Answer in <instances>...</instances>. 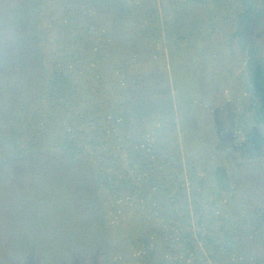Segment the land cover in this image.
Returning a JSON list of instances; mask_svg holds the SVG:
<instances>
[{
    "label": "trees",
    "instance_id": "1",
    "mask_svg": "<svg viewBox=\"0 0 264 264\" xmlns=\"http://www.w3.org/2000/svg\"><path fill=\"white\" fill-rule=\"evenodd\" d=\"M60 1L76 11L81 8L80 14L90 17L98 32L97 43L90 47L92 54L112 53L119 58L123 71L131 66L135 68L134 57L139 47L163 39L157 0H148L147 11H141L143 6L135 4L138 0ZM240 1L244 11L235 34L244 41V47L249 48L248 70L255 120L264 126V60L256 55L259 47L248 42L250 29L247 26L261 18L263 8L259 9L258 4L264 0ZM47 10L48 0H0V114L4 111L0 115V150L6 160L29 161L25 179L18 180L17 190L8 189V197L1 201L5 214L0 222L7 228L9 259L0 264H87L88 255L103 247L101 226L105 247L110 251L111 228L121 224L139 227L134 241L137 264H148V257L162 246L164 251L158 254L161 264H191L198 252L201 253L196 238L202 235L194 231L186 187L184 199H179L183 187L177 182L182 167L181 164L175 166L168 157L155 154L152 143L161 128L160 124L150 121L152 113L165 117L170 114V108L164 109L150 96L138 94L131 95L126 102L129 107L126 121L117 112L103 109L101 115L100 103L95 104L100 111H94L93 107L85 113L76 111L77 104L88 100L86 90L92 91L93 87L84 90L75 83L70 64L48 66L46 50L51 39L50 29L44 24ZM67 19L62 24L72 20L71 25L77 23L75 17ZM90 67L89 71H93L96 65L91 63ZM95 77L99 80L98 75ZM127 80L119 79L117 85L123 88L127 82L129 90H133V81ZM6 82L12 83L14 89L9 97L2 87ZM61 109L64 110L62 116ZM100 115L103 135L97 133ZM132 117L141 130L125 141L128 143L124 147L127 163L120 162L116 170L108 171L103 164L113 148L110 140L120 141L115 130L121 124L131 126L129 135L133 133ZM76 119L80 120L76 123ZM55 120L61 121L58 127ZM79 123L91 128L86 143L77 131ZM51 128L56 130V136L48 143ZM84 149L93 153L88 155L89 160ZM175 153L171 160L180 158L179 153ZM45 154L49 156L37 160ZM120 168H124L122 175ZM69 185L72 188L68 189ZM99 196L103 202L102 215L98 211L101 226L89 210L93 199ZM22 204L28 205L25 211L19 210ZM34 204H38L37 207ZM41 207L46 210H40ZM176 208L182 211V216H178ZM51 213L54 216L51 217ZM53 217L67 224L73 217L84 220L90 217L91 235L85 239V235L48 228ZM127 236L133 237L130 233Z\"/></svg>",
    "mask_w": 264,
    "mask_h": 264
},
{
    "label": "rangeland",
    "instance_id": "2",
    "mask_svg": "<svg viewBox=\"0 0 264 264\" xmlns=\"http://www.w3.org/2000/svg\"><path fill=\"white\" fill-rule=\"evenodd\" d=\"M156 2L163 23V39L139 47L134 57L135 68L131 66L123 71L119 58L112 53L100 51L96 56L92 54L90 47L97 43L98 32L90 17L80 14L81 8L76 11L64 1L48 0L44 17L51 39L46 50L47 64L49 67L70 64L73 81L84 90L93 87L92 91L86 90L88 100L77 104L76 111L85 113L86 109L93 107L97 112L100 108L95 104L100 103L101 115L103 109L117 112L126 121L125 113L129 111L126 102L131 95L138 94L150 96L164 109L169 107L171 112L165 117H157L156 112L151 115L150 121L161 127L152 138V143L155 144V154L168 157V161L182 167L177 182L180 188L183 187L179 199H184L186 187L194 231L202 235L196 238L201 253L198 252L191 264H264V126L255 120L248 70L249 48H245L244 41H240L235 34L244 7L240 0ZM260 2L259 9H264L263 1ZM135 4L143 6L141 11L149 10L148 0H138ZM263 9L261 18L252 20L247 26L250 29L248 42L259 47L256 55L264 60ZM67 17H75L77 23L71 25L73 20L70 19L72 21H68V24H62L64 19L68 20ZM91 63L96 65L93 71H89ZM128 78L133 81V90H129L127 82L123 88L117 85V80ZM3 85L6 96L14 94L12 83ZM63 111L60 110L61 116ZM101 115L97 118L100 123L97 133L103 135ZM54 122L58 127L61 121ZM132 124L133 133L130 135L131 126L121 124L116 128L120 141L116 143L110 140L109 145L113 148L103 164L108 171L116 170L120 162L123 165L127 163L124 147L128 143L125 141L141 130L133 117ZM78 126L80 137L88 140L91 128L85 123ZM52 128L48 133V143H52L56 136V130ZM87 140L82 142L86 143ZM84 150L87 156L93 154ZM174 151L179 153L180 158L171 160V155L176 156ZM46 155L37 160L46 158ZM95 164L98 162L95 161ZM28 165V160H6L0 150L2 219L5 210L1 201L8 197V189L17 190L18 184L25 179ZM120 169L122 175L124 168ZM91 182L95 187L93 180ZM26 205L22 204L19 210L25 211ZM34 205L37 207L38 204ZM102 209L100 196L99 199L94 198L89 210L94 213L100 226ZM176 209L178 216H182V211ZM40 210L46 209L41 207ZM50 216H54V213ZM85 219L73 217L67 224L53 217L48 228L85 235L86 239L91 235L92 220L90 217ZM101 228L103 247L88 255L86 263L137 264L134 241L139 227L121 224L118 228H111L110 251L105 247L106 238L103 226ZM6 229L0 222V261L9 259ZM127 233L133 237L130 238ZM162 251L163 246L150 255L148 264H161L158 254Z\"/></svg>",
    "mask_w": 264,
    "mask_h": 264
}]
</instances>
